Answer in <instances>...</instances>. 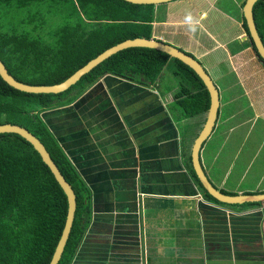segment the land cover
<instances>
[{
	"label": "crops",
	"instance_id": "crops-1",
	"mask_svg": "<svg viewBox=\"0 0 264 264\" xmlns=\"http://www.w3.org/2000/svg\"><path fill=\"white\" fill-rule=\"evenodd\" d=\"M245 1L232 0V15L224 0H175L166 5L184 2L185 10L167 12L163 20L162 5L156 6L153 38L166 42V34L170 41L176 36L186 47L181 50L196 59L222 50L229 62L239 61L254 52L244 38ZM237 41L244 48L233 52ZM256 60L254 53L230 71L236 75ZM232 80L227 95L222 89L227 102L221 101L215 129L202 147V165L226 195H263L264 106L258 105L264 104V81L244 73ZM174 92L162 89V77L146 87L108 74L75 103L42 113L92 191V222L72 264H264V203L226 205L196 186L188 157L207 114L185 123L195 131L187 127L182 133L186 119L177 121L169 111Z\"/></svg>",
	"mask_w": 264,
	"mask_h": 264
},
{
	"label": "trees",
	"instance_id": "trees-1",
	"mask_svg": "<svg viewBox=\"0 0 264 264\" xmlns=\"http://www.w3.org/2000/svg\"><path fill=\"white\" fill-rule=\"evenodd\" d=\"M32 7L37 11L11 29L0 19V59L26 84L42 87L62 83L110 47L128 39L153 38L154 5L123 0H0L1 9L14 13ZM46 14L66 17L51 33L35 36V32L49 28L51 20ZM254 16L264 43V0L256 3ZM20 27L25 31L20 32ZM244 29L248 33L245 20ZM250 43L264 67L251 39ZM168 65L179 79L174 103L169 106L175 120L206 116L210 97L199 76L155 49L123 50L60 95L25 94L0 78V125L21 126L40 138L76 193L72 231L58 264H72L84 240L92 222V191L43 122L42 113L75 103L108 74L151 87ZM188 164L196 186L208 199L218 202L197 180L190 156ZM67 211V197L40 152L19 135L0 134V264H50Z\"/></svg>",
	"mask_w": 264,
	"mask_h": 264
},
{
	"label": "water",
	"instance_id": "water-1",
	"mask_svg": "<svg viewBox=\"0 0 264 264\" xmlns=\"http://www.w3.org/2000/svg\"><path fill=\"white\" fill-rule=\"evenodd\" d=\"M125 2L134 4V5H154L159 6L163 4L170 3L175 0H123ZM260 0H246L243 6V16L247 24L249 37L252 39L253 44L259 54V56L264 60V43L259 34L255 16H254V7L256 3ZM245 40L249 39L248 36L244 37ZM129 48H148L155 49L166 53L170 58L177 59L187 67H189L205 85V88L210 97V108L207 112L205 124L196 139L193 142L190 160L192 170L199 180V183L203 187L204 191L212 198L216 199L218 202L226 205L242 206L246 204H261L264 203V194L255 195V196H229L218 190L212 183L209 177L207 176L204 167L201 161V151L205 142L212 135L220 112L221 107V96L216 84L212 80L208 71L200 63L199 60H196L195 57L185 53L184 51L157 39H147V38H135L128 39L123 41L109 49L105 50L103 53L98 55L96 58L89 61L85 66L76 71L64 82L55 84V85H30L19 81L15 76H13L8 67L5 66L3 61L0 59V78L3 82H6L10 85L11 88L29 95H60L67 92L75 84H77L82 77L90 73L94 68L99 64L103 63L105 60L109 59L113 55L129 49ZM0 134H16L20 137L26 139L30 142L37 151L42 155L45 163L50 168L53 173L57 183L60 185L61 189L65 193L68 202V211L67 218L65 221L64 229L60 237L59 242H57L55 250L53 252V257L50 264H58L61 256L65 251V247L68 243L75 214L77 210V197L74 189L69 184L66 177L61 172L57 163L51 156V153L43 144V141L40 138H37L26 128L16 125H0Z\"/></svg>",
	"mask_w": 264,
	"mask_h": 264
},
{
	"label": "rangeland",
	"instance_id": "rangeland-1",
	"mask_svg": "<svg viewBox=\"0 0 264 264\" xmlns=\"http://www.w3.org/2000/svg\"><path fill=\"white\" fill-rule=\"evenodd\" d=\"M241 2H242V0H241ZM227 4H230L228 6V9L231 11V14L233 15L232 12H233L235 6H234L232 0H224V5L227 6ZM232 5H233V8H231ZM161 7L162 8L160 10L161 11L160 19L163 20L164 19L163 16L167 12H168V14L171 12H175V11H176L175 13H182L185 10L186 5L184 2H177L176 4H171L169 6L165 4V5H162ZM36 11H37L36 7L23 9L17 13H14L12 11H8L5 8L4 9L0 8V19H1L3 25L6 29H11L13 27V25L19 24L20 22H22L24 20V18H26L27 16H30L31 14L35 13ZM172 14H174V13H172ZM155 15H156V13H155ZM174 15L176 16V14H174ZM46 16H48V18L51 20V21H49V28H47V26H46L45 29L35 32L34 33L35 36H37L39 34L51 33L58 25L62 24L64 18L66 17V14H63V15L57 16V17L50 16L48 14H46L45 17ZM180 17H181V15L179 17H175L174 20H179ZM226 21H227V19H226ZM227 23L229 24L230 28L232 29L230 31L236 32L235 25H233L234 22L233 21H231V22L227 21ZM161 27H163V26L158 27V29H156V30L161 31L162 30ZM24 29H26V28H23V27L19 28L20 32H23ZM167 30L170 31L169 28H167ZM165 36H166V40H168L166 42H168L169 44H172V46H174L178 49L179 48L183 49V50L186 49L184 43H182V41L178 37L174 36L173 39H171V41H170V36L167 34ZM230 39L234 41L236 39V36L231 35ZM223 40H229V39L224 38ZM214 47H216V46H214ZM232 47H234V48H232V50H234L233 52H237L240 49L244 48V45L242 42L237 41V43L235 45H233ZM252 54H254V52L246 53L245 55L240 56L239 61L237 59L235 60V57H231L232 60L229 62V57H230L229 52L221 50V51L212 52L210 57L207 59H196V60H199L200 63L204 66V68L208 71L212 80L216 84V87L218 88V90L219 91L221 90L220 94L222 95V100H221L222 106H225V104L227 102V100H226V95H227L226 85H227V83L228 84L232 83V81H233L232 77L238 78V80H239V77L243 78V73H244L248 76H250V74L253 75V77L256 78V81H258V82L264 81V67L261 63L258 62V60H256V62H249L248 65H245L246 69L242 68L240 73H237L236 75H234V73L232 71H230V66H233L234 64H237L238 62L248 60L250 58V56H252ZM219 58L224 59L221 66H218L215 63H213V61L218 60ZM232 61H233V63H232ZM212 66H215L217 69H214ZM245 71H246V73H245ZM224 74H227L229 76L226 79H223L222 76ZM161 77H162V89L164 91H167V89H169V88L175 89V92L178 91L179 79L174 76L173 68L171 66H166L164 68V71H163ZM222 89L225 90L226 95L224 93V90H222ZM262 105L264 106V104H259L258 106L260 107ZM223 109H224V107L221 109V117H220L221 119H223V113H224ZM192 121H193V118L186 119V120L181 122V124H183L182 128H181L182 133H184L186 131L188 125ZM185 123H188V125H186V127L184 126ZM188 129H190L191 131L196 130L193 127H188Z\"/></svg>",
	"mask_w": 264,
	"mask_h": 264
},
{
	"label": "flooded vegetation",
	"instance_id": "flooded-vegetation-1",
	"mask_svg": "<svg viewBox=\"0 0 264 264\" xmlns=\"http://www.w3.org/2000/svg\"><path fill=\"white\" fill-rule=\"evenodd\" d=\"M244 20H245V19H244ZM246 34H247V36H248V38H249V39H247V40L249 41V44L252 46V44L250 43V39H251V38L249 37V32L246 33ZM251 40H252V39H251ZM252 48H253V47H252ZM254 53H255V52H254ZM255 56H256V54H255ZM256 58H257V56H256Z\"/></svg>",
	"mask_w": 264,
	"mask_h": 264
},
{
	"label": "clouds",
	"instance_id": "clouds-1",
	"mask_svg": "<svg viewBox=\"0 0 264 264\" xmlns=\"http://www.w3.org/2000/svg\"><path fill=\"white\" fill-rule=\"evenodd\" d=\"M246 2V1H245ZM243 6H244V4H243Z\"/></svg>",
	"mask_w": 264,
	"mask_h": 264
}]
</instances>
